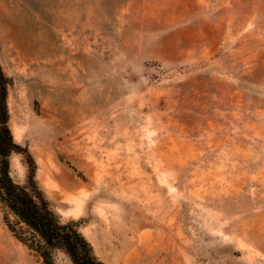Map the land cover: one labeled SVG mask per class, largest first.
Masks as SVG:
<instances>
[{
    "label": "rangeland",
    "instance_id": "rangeland-1",
    "mask_svg": "<svg viewBox=\"0 0 264 264\" xmlns=\"http://www.w3.org/2000/svg\"><path fill=\"white\" fill-rule=\"evenodd\" d=\"M0 65L12 176L105 264H264V0H0ZM0 264H43L1 206Z\"/></svg>",
    "mask_w": 264,
    "mask_h": 264
},
{
    "label": "trees",
    "instance_id": "trees-1",
    "mask_svg": "<svg viewBox=\"0 0 264 264\" xmlns=\"http://www.w3.org/2000/svg\"><path fill=\"white\" fill-rule=\"evenodd\" d=\"M9 79L0 65V206L4 221L14 236L43 264H56V254H64L71 264H105L80 231L78 222L63 221L35 180L36 163L25 155L28 173L25 182L11 174V155L24 149L14 140L9 126L7 89Z\"/></svg>",
    "mask_w": 264,
    "mask_h": 264
}]
</instances>
